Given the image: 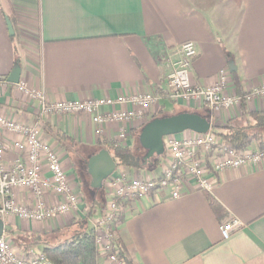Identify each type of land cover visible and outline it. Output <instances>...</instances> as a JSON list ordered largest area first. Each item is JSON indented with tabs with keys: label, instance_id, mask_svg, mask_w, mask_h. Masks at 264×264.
<instances>
[{
	"label": "crops",
	"instance_id": "obj_1",
	"mask_svg": "<svg viewBox=\"0 0 264 264\" xmlns=\"http://www.w3.org/2000/svg\"><path fill=\"white\" fill-rule=\"evenodd\" d=\"M186 41L197 49L191 84H216L229 64L242 92L264 83V0H0V112L16 122L39 125L40 138L58 149L69 183L81 195L68 150H90V158L104 149L92 119L85 114L40 116L37 104L8 81L15 60L21 69L19 81L43 91L50 102L151 93L159 98L156 115L164 114L160 101H169L166 79L178 61L174 48ZM198 108L204 113H193L210 117L205 107ZM111 110L104 107L101 113ZM258 111H264V98L221 113L213 118V126L245 124L251 122L245 113ZM120 128L105 124L104 141L115 140ZM141 128L139 121H131L128 145ZM57 130L69 139L59 142ZM250 146L258 148L255 142ZM16 158L10 149L4 155L6 163ZM156 170L130 172L145 176ZM15 200L32 202L25 190H17ZM46 201L56 204L62 198L49 196ZM82 205L90 217L103 211L90 210L85 201ZM233 219L240 226L224 240L220 228ZM77 220L82 219L62 216L49 223H28L7 217L4 233H12L18 244L13 246L24 252L42 239L53 245L68 239ZM116 231L125 257L135 264H264V161L224 173L210 195L187 186L177 199L159 191L123 202Z\"/></svg>",
	"mask_w": 264,
	"mask_h": 264
},
{
	"label": "built area",
	"instance_id": "obj_2",
	"mask_svg": "<svg viewBox=\"0 0 264 264\" xmlns=\"http://www.w3.org/2000/svg\"><path fill=\"white\" fill-rule=\"evenodd\" d=\"M174 49L178 61L167 75V99L189 108L205 107L210 113L209 130L204 134L185 131L164 137L161 162L155 172L145 176L137 172L132 174L128 168L116 167L103 185L107 198L103 211L98 218L89 220L98 255L96 264H125L114 253V231L123 202L149 197L159 191H168L170 199H177L186 192L187 186L210 195L224 173L247 165L256 167L264 161V152L258 148L249 146L239 151L223 143L212 122L214 117L241 106V103L250 104L264 98V83L238 96L230 72L225 69L219 72L216 84L195 86L191 84L190 72L197 54L196 45L186 41ZM15 87L26 100L37 104L40 116H90L95 126V137L101 142L105 138V124H121L115 140L122 146H128L131 121L136 119L143 127L155 114L159 102V98L151 93L83 102H50L43 91L29 88L23 81ZM118 105H125L126 109L114 110ZM104 107L113 110L101 113ZM39 132L37 123L16 122L0 112V220L13 217L19 222L49 223L62 216L86 218L83 199L69 183L58 149L42 140ZM9 149L17 154V158L6 163L4 155ZM17 190L28 192L32 202L29 205L18 203L15 200ZM49 196L60 197L62 201L48 203ZM239 226L240 223L234 219L222 226V238L228 239ZM0 264L52 263L41 248L33 247L24 252L17 250L3 232L0 237Z\"/></svg>",
	"mask_w": 264,
	"mask_h": 264
},
{
	"label": "trees",
	"instance_id": "obj_3",
	"mask_svg": "<svg viewBox=\"0 0 264 264\" xmlns=\"http://www.w3.org/2000/svg\"><path fill=\"white\" fill-rule=\"evenodd\" d=\"M18 63L19 60L16 59L14 63L15 66H18ZM230 76L236 94L238 96H242L243 93L236 72L230 73ZM241 105H243V103H241ZM245 115L251 120V122H247L245 124H233L228 122L226 125L216 128V135L230 148L240 151L249 147L252 142H255L258 149L264 152V111L249 112L245 113ZM165 116L168 115H165L159 111L158 114L151 117L148 122L152 119ZM139 132L140 131H138L136 135L137 139ZM55 137H57L59 142L61 139H69L58 130L55 131ZM100 146L110 154L118 167L144 171L156 168L161 162V157H154L148 162L147 165H145L143 161L145 152L142 154L141 152L133 149L130 145L122 146L113 139L105 140L104 142L100 143ZM88 159L89 157L85 158V165H83L82 160H79L78 164L74 165V170L80 178L88 174L86 168ZM87 187L91 193L92 191L94 193L90 195L89 200L86 202V207L90 210L96 208L99 210L102 208L104 209V201H101L98 198V194H100L103 198V188L100 191L91 189L89 183L87 184ZM209 204L212 209L216 211V203L209 199ZM90 216L91 214L87 212L86 218H89ZM74 226L75 229L71 232V236L68 239L60 241L56 245L51 244L46 239L39 240L33 244L43 245V251L52 264H96V258L98 255L95 249L94 237L90 229H88L86 219L77 220ZM114 246V253L118 258L123 259L125 264H135L125 257V249L117 237L116 230L114 231Z\"/></svg>",
	"mask_w": 264,
	"mask_h": 264
},
{
	"label": "water",
	"instance_id": "obj_4",
	"mask_svg": "<svg viewBox=\"0 0 264 264\" xmlns=\"http://www.w3.org/2000/svg\"><path fill=\"white\" fill-rule=\"evenodd\" d=\"M7 30L10 36L14 35L12 24L5 18ZM229 72H235L233 64H229ZM21 69L15 66L9 75V82L17 84L20 79ZM209 118L196 113L181 112L171 116L155 118L147 122L140 130L138 142L144 150L143 161L145 165L154 158L162 157L164 153L163 138L171 135H178L185 131L204 134L209 130ZM117 165L110 154L102 149L91 156L87 161V173L90 176V188L101 190L104 182L115 171ZM4 232L3 221L0 220V237Z\"/></svg>",
	"mask_w": 264,
	"mask_h": 264
},
{
	"label": "rangeland",
	"instance_id": "obj_5",
	"mask_svg": "<svg viewBox=\"0 0 264 264\" xmlns=\"http://www.w3.org/2000/svg\"><path fill=\"white\" fill-rule=\"evenodd\" d=\"M166 100V99H165ZM160 101V104L164 105L165 106V110H164V114L165 115H168V116H171V115H175V114H178L180 112H183V111H188L186 110V107L185 105H179V104H176V103H173L171 101ZM189 108V107H187ZM193 112H196V113H199V114H203L204 113V110L200 109V108H197L195 111L192 110L190 111V113H193ZM140 131V130H139ZM130 146L135 149L136 151L138 152H141L142 154L144 153V150L140 147V144L138 142V139H137V136L136 138L130 140ZM251 147V146H250ZM79 153V154H78ZM91 151L90 150H82L78 147L74 148V149H69L68 150V156L71 157L72 161L74 162V164H78L79 160L83 162V165H85V158L88 157V155H90ZM79 155V156H78ZM84 158V159H83ZM87 161V160H86ZM87 165V164H86ZM80 182H81V195L83 197V201L87 202L90 198V195L92 193H94L92 191V193L90 192V190L88 189L87 187V184L91 182V179H90V176L88 174H86V176L84 175V177H81L79 178ZM107 181V179L105 180V182ZM102 190V189H101ZM100 191V190H99ZM97 195V194H96ZM103 198L100 194H98V198L101 200V201H104V203L107 201V198L105 196V191H104V188H103ZM105 206V205H104ZM100 216V214L96 217H89V218H85L86 221H87V226L89 227L90 223H89V220L90 219H95V218H98ZM5 235H6V239L10 240V242L12 243V245H16L17 243L15 242V239L13 236L12 233L6 231L5 232ZM29 242L32 241V239H29L28 240ZM29 242H26V243H29ZM23 243V242H22ZM18 245V244H17ZM19 247L22 248V246L20 245ZM33 247H40L39 245H35V244H32V248Z\"/></svg>",
	"mask_w": 264,
	"mask_h": 264
}]
</instances>
